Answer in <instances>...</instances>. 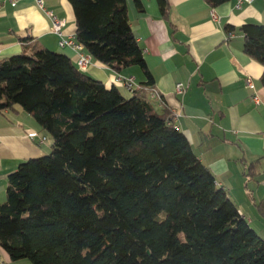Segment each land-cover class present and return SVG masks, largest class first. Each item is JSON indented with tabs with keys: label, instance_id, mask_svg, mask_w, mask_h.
I'll list each match as a JSON object with an SVG mask.
<instances>
[{
	"label": "trees",
	"instance_id": "trees-1",
	"mask_svg": "<svg viewBox=\"0 0 264 264\" xmlns=\"http://www.w3.org/2000/svg\"><path fill=\"white\" fill-rule=\"evenodd\" d=\"M69 1L93 58L116 70L137 65L146 80L126 97L62 52L0 60V112L22 108L53 139L49 154L8 177L0 248L32 264H264V238L176 127L175 112L155 106L164 96H152L127 0ZM159 5L168 19L169 3ZM241 30L244 52L264 67V24ZM259 209L264 215L263 202Z\"/></svg>",
	"mask_w": 264,
	"mask_h": 264
},
{
	"label": "crops",
	"instance_id": "crops-1",
	"mask_svg": "<svg viewBox=\"0 0 264 264\" xmlns=\"http://www.w3.org/2000/svg\"><path fill=\"white\" fill-rule=\"evenodd\" d=\"M45 7L65 20L63 35L76 33V21L69 0H43ZM127 0L130 22L143 49L156 92L158 110L171 108L175 124L189 139L194 152L216 177L220 187L237 205L240 214L264 238V85L263 65L244 52L246 23L264 24V0H237L215 8L219 20L211 16L212 7L204 0H166L170 15L163 17L159 0ZM233 36H228L227 27ZM52 21L37 0H0V60L23 51L50 49L77 62L72 46L60 47ZM86 73L107 87L117 86L127 97L146 80L141 68L131 65L113 69L92 59ZM133 78L132 88L117 81ZM251 76L255 91L246 87ZM185 85L183 92L176 84ZM258 95L259 102L253 99ZM38 135L31 138L29 134ZM46 141L41 143L42 137ZM48 134L22 108L0 112V204L6 200L8 177L31 158L44 156L51 146ZM0 264H32L27 259L13 261L0 248Z\"/></svg>",
	"mask_w": 264,
	"mask_h": 264
},
{
	"label": "built area",
	"instance_id": "built-area-1",
	"mask_svg": "<svg viewBox=\"0 0 264 264\" xmlns=\"http://www.w3.org/2000/svg\"><path fill=\"white\" fill-rule=\"evenodd\" d=\"M12 5H16V0H9ZM253 0H237L236 7L240 8L243 2H252ZM38 6L44 10V12L49 16V18L52 21V30L54 33H56L59 36V45L60 47H67L72 46L74 47L78 52V59H77V65L81 70H86L88 68V65L91 63L93 56L85 49L84 45L78 41L76 33L69 36L63 35V27L65 26V20L63 18H59L53 11L48 10L45 7L43 0H37ZM211 16L214 20H219V15L217 14L215 8H212L211 10ZM234 32H229L228 36H233ZM117 81H123L124 85L128 88H132L134 81L133 78L130 77H118ZM246 87L249 88L252 91H255L256 84L254 79L251 76H248L246 78ZM185 89V85L180 82L176 84V91L177 92H183ZM158 95L157 92H152V96ZM253 99L256 103L259 102V97L256 94H253ZM177 127V126H176ZM178 128V127H177ZM38 134L36 132H31L29 136L31 138H34ZM46 141V137H42L40 140L41 143Z\"/></svg>",
	"mask_w": 264,
	"mask_h": 264
},
{
	"label": "rangeland",
	"instance_id": "rangeland-1",
	"mask_svg": "<svg viewBox=\"0 0 264 264\" xmlns=\"http://www.w3.org/2000/svg\"><path fill=\"white\" fill-rule=\"evenodd\" d=\"M127 97H131V95L130 96H127ZM52 143H53V139H52V137L50 136V135H48V140H47V142L45 143L46 145H49V146H52ZM51 152V148L46 152V154H44V155H47V154H49ZM43 156V155H42ZM41 157V156H40ZM34 158H37V157H34Z\"/></svg>",
	"mask_w": 264,
	"mask_h": 264
}]
</instances>
